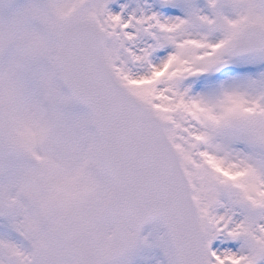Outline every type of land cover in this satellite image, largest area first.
Masks as SVG:
<instances>
[{
    "label": "snow or ice",
    "instance_id": "obj_1",
    "mask_svg": "<svg viewBox=\"0 0 264 264\" xmlns=\"http://www.w3.org/2000/svg\"><path fill=\"white\" fill-rule=\"evenodd\" d=\"M9 17L0 264H129L155 218L167 264H264V0H30ZM26 30L49 36L47 108ZM70 101L90 117L65 120Z\"/></svg>",
    "mask_w": 264,
    "mask_h": 264
},
{
    "label": "clouds",
    "instance_id": "obj_2",
    "mask_svg": "<svg viewBox=\"0 0 264 264\" xmlns=\"http://www.w3.org/2000/svg\"><path fill=\"white\" fill-rule=\"evenodd\" d=\"M6 2L7 0H0V26L6 25L10 19L9 16H5L4 14V6ZM64 19H66V17ZM43 22L44 21H42V23ZM23 49L26 56L25 65L37 87L38 98L46 108L50 107V102L45 98L46 90L44 87V81L46 80L47 73L43 71L38 73L32 71L34 66L40 65L44 62H47L50 65L52 63L53 53L51 51V45L47 32L41 30H26L23 39ZM11 55L12 50L8 49L7 46L0 47V77H2L6 72L8 67L7 61L11 58ZM99 188L100 186L97 182L93 186V191L99 192ZM96 199L100 201L101 207L100 210L92 217L93 227L103 225L104 216L110 204V197L103 196L102 194L97 195ZM118 228V225H112L110 228L107 225H103V232L101 233V236L103 237L107 235V239L111 240L117 234ZM109 232L110 235L108 234Z\"/></svg>",
    "mask_w": 264,
    "mask_h": 264
},
{
    "label": "rangeland",
    "instance_id": "obj_3",
    "mask_svg": "<svg viewBox=\"0 0 264 264\" xmlns=\"http://www.w3.org/2000/svg\"><path fill=\"white\" fill-rule=\"evenodd\" d=\"M30 0H7L4 6L5 16H9L11 13L23 9ZM37 27L39 25L37 24ZM32 71L34 72H53V68L47 62L34 66ZM54 83L59 92L64 96H69L62 84V80L56 76L54 77ZM63 116L68 122H73L81 119H88L89 113L81 106L77 105L73 101H70L64 105H61ZM89 132L93 133L92 127H89ZM165 234L160 221H154L147 225L141 234V239L146 238V242L142 243L130 257L129 264H167V259L164 256L163 249L157 246V241Z\"/></svg>",
    "mask_w": 264,
    "mask_h": 264
},
{
    "label": "water",
    "instance_id": "obj_4",
    "mask_svg": "<svg viewBox=\"0 0 264 264\" xmlns=\"http://www.w3.org/2000/svg\"><path fill=\"white\" fill-rule=\"evenodd\" d=\"M67 86V85H66ZM68 88V87H67ZM68 90L70 91V89L68 88ZM70 93H71V91H70ZM90 111H91V109L86 105V104H84ZM144 226V225H143ZM142 226V227H143Z\"/></svg>",
    "mask_w": 264,
    "mask_h": 264
}]
</instances>
